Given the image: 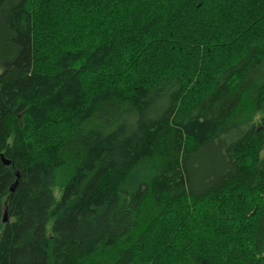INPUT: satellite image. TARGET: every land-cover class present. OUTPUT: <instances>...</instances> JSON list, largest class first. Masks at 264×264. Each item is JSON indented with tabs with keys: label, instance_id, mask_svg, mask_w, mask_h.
Wrapping results in <instances>:
<instances>
[{
	"label": "trees",
	"instance_id": "1",
	"mask_svg": "<svg viewBox=\"0 0 264 264\" xmlns=\"http://www.w3.org/2000/svg\"><path fill=\"white\" fill-rule=\"evenodd\" d=\"M9 3L0 264H264V0Z\"/></svg>",
	"mask_w": 264,
	"mask_h": 264
},
{
	"label": "rangeland",
	"instance_id": "2",
	"mask_svg": "<svg viewBox=\"0 0 264 264\" xmlns=\"http://www.w3.org/2000/svg\"><path fill=\"white\" fill-rule=\"evenodd\" d=\"M14 1L16 0H10L9 4H12ZM9 4L6 5L5 11L7 10ZM2 20L3 18L0 19V60L7 55L8 51L11 50L8 44L9 31L6 29V25L3 24ZM1 69L2 68L0 64V71ZM194 166L196 167L194 176L195 180L198 182V185H204L207 181L206 177L208 175H215V173L220 169L222 166V159L220 156H218V151L216 149H210L207 150L200 159L194 162ZM57 182L58 185L54 189V196L56 200L60 199L62 192L60 185L61 179L58 178Z\"/></svg>",
	"mask_w": 264,
	"mask_h": 264
},
{
	"label": "water",
	"instance_id": "3",
	"mask_svg": "<svg viewBox=\"0 0 264 264\" xmlns=\"http://www.w3.org/2000/svg\"><path fill=\"white\" fill-rule=\"evenodd\" d=\"M3 161H4V163H5L6 165H9V164H10V161H9V160H5V159L3 158ZM16 176H17V180H16V181L13 183V185L11 186V192H14L15 189H16V187H17V185H18V179H19V173H18V172H16ZM3 221H4V222H7V221H8L7 212L4 213Z\"/></svg>",
	"mask_w": 264,
	"mask_h": 264
}]
</instances>
